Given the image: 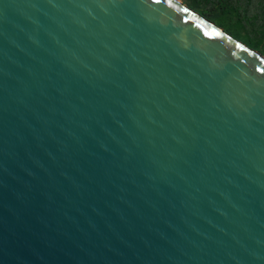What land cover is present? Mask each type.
<instances>
[{"label":"water","instance_id":"obj_1","mask_svg":"<svg viewBox=\"0 0 264 264\" xmlns=\"http://www.w3.org/2000/svg\"><path fill=\"white\" fill-rule=\"evenodd\" d=\"M0 264H264V55L182 0H0Z\"/></svg>","mask_w":264,"mask_h":264},{"label":"trees","instance_id":"obj_2","mask_svg":"<svg viewBox=\"0 0 264 264\" xmlns=\"http://www.w3.org/2000/svg\"><path fill=\"white\" fill-rule=\"evenodd\" d=\"M234 38L264 55V0H183Z\"/></svg>","mask_w":264,"mask_h":264},{"label":"snow or ice","instance_id":"obj_3","mask_svg":"<svg viewBox=\"0 0 264 264\" xmlns=\"http://www.w3.org/2000/svg\"><path fill=\"white\" fill-rule=\"evenodd\" d=\"M239 47V45H237Z\"/></svg>","mask_w":264,"mask_h":264},{"label":"rangeland","instance_id":"obj_4","mask_svg":"<svg viewBox=\"0 0 264 264\" xmlns=\"http://www.w3.org/2000/svg\"><path fill=\"white\" fill-rule=\"evenodd\" d=\"M183 1V0H182ZM184 2V1H183Z\"/></svg>","mask_w":264,"mask_h":264}]
</instances>
